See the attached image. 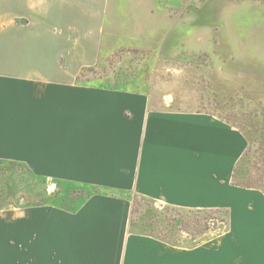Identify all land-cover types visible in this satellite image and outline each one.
<instances>
[{"label": "crops", "instance_id": "obj_1", "mask_svg": "<svg viewBox=\"0 0 264 264\" xmlns=\"http://www.w3.org/2000/svg\"><path fill=\"white\" fill-rule=\"evenodd\" d=\"M160 2L0 0V178L33 172L183 209L228 207V232L173 245L135 230L124 199L13 202L14 185L0 180V264H264V191L237 173L247 135L210 113L170 108L148 88L78 78L118 50L157 49Z\"/></svg>", "mask_w": 264, "mask_h": 264}, {"label": "rangeland", "instance_id": "obj_2", "mask_svg": "<svg viewBox=\"0 0 264 264\" xmlns=\"http://www.w3.org/2000/svg\"><path fill=\"white\" fill-rule=\"evenodd\" d=\"M5 18L0 12V20ZM4 41L5 28L0 26V53ZM129 50L116 51L104 61V68L88 72L82 80L101 84L123 80L135 88H148L170 108L207 112L235 125L250 142L237 167V173L242 169L245 173L240 182L264 191V0H164L158 9L157 49L152 45L144 52ZM26 175L19 176L11 201L25 195L23 200L29 204L70 208L82 202L84 194L98 191L130 204L135 230L178 246L212 242L227 233L231 224L228 207L188 210L144 198L133 190L105 188L102 192L60 181L51 190L57 180Z\"/></svg>", "mask_w": 264, "mask_h": 264}, {"label": "trees", "instance_id": "obj_3", "mask_svg": "<svg viewBox=\"0 0 264 264\" xmlns=\"http://www.w3.org/2000/svg\"><path fill=\"white\" fill-rule=\"evenodd\" d=\"M94 72L95 71V68L94 67H88V68H84L82 71H81V73L79 74V76H78V78L80 79L83 75H85V73L86 72ZM119 82H125V81H120L119 80ZM9 173V174H8ZM6 174H8V175H6ZM28 174H30V176H33V177H35V178H37V179H40L41 177H40V175L38 176V174H36V173H33V172H30V173H28ZM19 176V174H17L16 172H5L4 173V177L2 176L1 178H0V180H5L7 183H6V185L7 186H10V183H12L13 185H14V188H12V190H14L15 191V189H16V187H17V180H18V177ZM42 181H45L46 179H41ZM96 192H98V191H96ZM93 193V192H92ZM91 195V192L89 193H87V195L86 194H84V196H82L84 199H86L88 196H90ZM170 206H172V205H170ZM173 207H175V206H173ZM177 208H179V207H177ZM188 210H204V209H188ZM134 223V217L131 219V225ZM143 233H145V232H143ZM145 234H148V235H151V234H149V233H145ZM153 236V235H152ZM154 237H156V236H154ZM156 238H158V239H160V240H163V241H165V242H167V243H170V244H173V245H177V244H175V243H172V242H170V241H168V240H166V239H162V238H159V237H156Z\"/></svg>", "mask_w": 264, "mask_h": 264}, {"label": "water", "instance_id": "obj_4", "mask_svg": "<svg viewBox=\"0 0 264 264\" xmlns=\"http://www.w3.org/2000/svg\"><path fill=\"white\" fill-rule=\"evenodd\" d=\"M168 99H169V100H172V95H171V94L168 95ZM55 187H56V183L53 182V183L50 185V188H51V190H54Z\"/></svg>", "mask_w": 264, "mask_h": 264}]
</instances>
